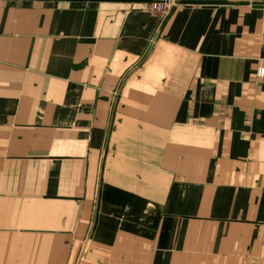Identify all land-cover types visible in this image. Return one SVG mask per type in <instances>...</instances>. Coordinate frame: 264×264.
Returning <instances> with one entry per match:
<instances>
[{
  "label": "crops",
  "instance_id": "0c3cea01",
  "mask_svg": "<svg viewBox=\"0 0 264 264\" xmlns=\"http://www.w3.org/2000/svg\"><path fill=\"white\" fill-rule=\"evenodd\" d=\"M2 0L0 264H264V0Z\"/></svg>",
  "mask_w": 264,
  "mask_h": 264
},
{
  "label": "built area",
  "instance_id": "2783aa9c",
  "mask_svg": "<svg viewBox=\"0 0 264 264\" xmlns=\"http://www.w3.org/2000/svg\"><path fill=\"white\" fill-rule=\"evenodd\" d=\"M1 1L2 0H0V16L2 12ZM178 3L179 0H152V3L142 6V11L159 17L161 20H165L171 15ZM258 75L261 78L264 77V69H261Z\"/></svg>",
  "mask_w": 264,
  "mask_h": 264
},
{
  "label": "water",
  "instance_id": "95a60500",
  "mask_svg": "<svg viewBox=\"0 0 264 264\" xmlns=\"http://www.w3.org/2000/svg\"><path fill=\"white\" fill-rule=\"evenodd\" d=\"M80 1H96V2H115V3H140V4H150L152 0H80ZM183 5H223L224 2L219 1H193L185 0L182 1Z\"/></svg>",
  "mask_w": 264,
  "mask_h": 264
}]
</instances>
